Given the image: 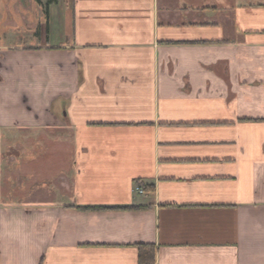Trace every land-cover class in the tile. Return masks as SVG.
<instances>
[{
    "label": "crops",
    "instance_id": "0c3cea01",
    "mask_svg": "<svg viewBox=\"0 0 264 264\" xmlns=\"http://www.w3.org/2000/svg\"><path fill=\"white\" fill-rule=\"evenodd\" d=\"M19 35L0 264H264V0H61Z\"/></svg>",
    "mask_w": 264,
    "mask_h": 264
},
{
    "label": "rangeland",
    "instance_id": "374dc122",
    "mask_svg": "<svg viewBox=\"0 0 264 264\" xmlns=\"http://www.w3.org/2000/svg\"><path fill=\"white\" fill-rule=\"evenodd\" d=\"M39 1L38 4L36 0H0V40L7 37L8 41H13L20 33L19 37L26 42L31 33L38 36L44 33L47 23L45 12L48 13L53 3L61 0Z\"/></svg>",
    "mask_w": 264,
    "mask_h": 264
},
{
    "label": "trees",
    "instance_id": "16d2710c",
    "mask_svg": "<svg viewBox=\"0 0 264 264\" xmlns=\"http://www.w3.org/2000/svg\"><path fill=\"white\" fill-rule=\"evenodd\" d=\"M39 4V0H36ZM46 17L48 16L47 11L45 12ZM138 249V262L139 264H155V248L151 245H139Z\"/></svg>",
    "mask_w": 264,
    "mask_h": 264
},
{
    "label": "built area",
    "instance_id": "2783aa9c",
    "mask_svg": "<svg viewBox=\"0 0 264 264\" xmlns=\"http://www.w3.org/2000/svg\"><path fill=\"white\" fill-rule=\"evenodd\" d=\"M139 194H142L143 193V191L141 190V189H137L136 190Z\"/></svg>",
    "mask_w": 264,
    "mask_h": 264
}]
</instances>
